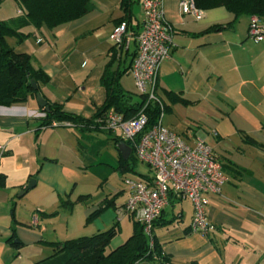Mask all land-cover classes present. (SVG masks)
Here are the masks:
<instances>
[{
    "label": "crops",
    "instance_id": "crops-1",
    "mask_svg": "<svg viewBox=\"0 0 264 264\" xmlns=\"http://www.w3.org/2000/svg\"><path fill=\"white\" fill-rule=\"evenodd\" d=\"M123 1L91 0L74 20L54 28L25 26L20 32L28 36L21 42L6 38L44 74L46 82L38 84L44 100L91 119L106 98L100 77L113 51L122 88L136 92L129 72L136 44L110 40L120 21L141 28L139 0L129 6ZM10 2L0 1L2 21L15 20L13 12L23 16ZM162 9L173 27L169 57L157 76L166 106L162 124L189 144H208L228 179L219 194L209 196L206 216L214 228L207 235L190 231L192 203L175 195L153 234L171 264H264V42L246 38L248 15L207 32L232 20L222 6L201 9L200 20L182 13L179 0H162ZM39 112L36 97L0 105V145L6 148L0 158V264H33L51 253L49 243L115 224L110 245H120L133 229L132 217L122 212L128 197L123 179L152 176L132 164L124 173L118 168L121 160H136L132 151L124 159L118 150L119 130L41 127ZM31 179L34 186L20 194Z\"/></svg>",
    "mask_w": 264,
    "mask_h": 264
},
{
    "label": "built area",
    "instance_id": "built-area-1",
    "mask_svg": "<svg viewBox=\"0 0 264 264\" xmlns=\"http://www.w3.org/2000/svg\"><path fill=\"white\" fill-rule=\"evenodd\" d=\"M139 3L143 13L140 30L134 34L121 22L114 27L110 40L122 47L135 42L136 55L129 72L136 92L145 96L144 104L131 119L123 120L120 114L110 109L97 119V123L102 130H119L120 139L131 147L136 161L147 165L152 172L146 181L123 179L128 197L122 210L143 225L151 246L153 223L161 216L171 195L191 201L190 231L207 235L213 230L206 216V207L209 196L220 193L228 175L203 140L197 139L189 144L179 134L163 126L164 102L157 92V76L162 61L169 57L173 27L164 17L162 0H139ZM179 4L182 13L190 14L196 20L203 17V11L196 7L194 0H179ZM246 38L255 43L264 42V26L257 16L250 17ZM149 101L159 105L160 113L153 125L145 129L148 117L144 109ZM37 116L42 118L44 113L40 111ZM5 152V146L0 145V158ZM33 221L36 222V216Z\"/></svg>",
    "mask_w": 264,
    "mask_h": 264
},
{
    "label": "trees",
    "instance_id": "trees-1",
    "mask_svg": "<svg viewBox=\"0 0 264 264\" xmlns=\"http://www.w3.org/2000/svg\"><path fill=\"white\" fill-rule=\"evenodd\" d=\"M14 1L17 8L22 10L23 16L9 22L0 20V105L23 102L28 97H36V94L39 93L38 84L46 82L44 74L32 67L30 56L15 52L7 43L6 38L14 37L17 42H21L28 36V34L20 32V29L25 26L54 28L74 20L86 12L87 5L91 0ZM130 3V0L123 1L124 6H129ZM194 3L199 9L222 6L233 15L231 21L214 24L207 28V32L227 29L242 15L257 16L264 22V0H194ZM121 22H124L128 29L136 34L137 31L131 27L129 21L123 20L119 24ZM135 55L136 49L133 58ZM115 62H117L116 52L113 51L100 77V83L106 90V98L91 119H83L66 113L59 105L45 100L47 110L44 107L40 108V111L44 113V117L40 118V126H51L53 122H56L57 125H63L67 122L81 129L96 128L102 130L97 119L110 109L120 114L123 120L136 116L144 104L145 96L137 92L129 93L122 88L120 83L122 72L112 68ZM31 79L37 84L36 90L31 87ZM165 109L164 104V113ZM144 110L148 117L145 129H148L158 118L160 107L157 103L149 101ZM115 140L117 142L122 141L121 139ZM130 165L129 159L121 160L118 168L124 173L132 170ZM105 206L108 204L106 203ZM104 207L100 206L92 216L97 215ZM157 220L153 223V228L158 222ZM117 233L115 224L106 231H98L90 235L66 239L62 242L49 243L52 247L51 253L33 264H138L142 262L164 264L168 262L167 256L163 255L160 245L155 239L153 229L151 246L149 244L150 238L144 232L143 225L135 220H133L131 235L120 245L111 247L110 243ZM13 245L18 248L21 243L17 241Z\"/></svg>",
    "mask_w": 264,
    "mask_h": 264
},
{
    "label": "water",
    "instance_id": "water-1",
    "mask_svg": "<svg viewBox=\"0 0 264 264\" xmlns=\"http://www.w3.org/2000/svg\"><path fill=\"white\" fill-rule=\"evenodd\" d=\"M31 82V87L36 90L37 89V84L33 81V79L30 80ZM36 101L38 104V107L42 108L44 107L47 110V107L45 105V100L41 97V95L39 93L36 94ZM118 150L121 152V155L124 159H127L128 156L131 153V147L124 143V142H119L118 144ZM35 184V181L33 179L29 180L27 186L25 187V189L23 191L20 192V194H22L24 191L32 188Z\"/></svg>",
    "mask_w": 264,
    "mask_h": 264
},
{
    "label": "rangeland",
    "instance_id": "rangeland-1",
    "mask_svg": "<svg viewBox=\"0 0 264 264\" xmlns=\"http://www.w3.org/2000/svg\"><path fill=\"white\" fill-rule=\"evenodd\" d=\"M7 1L10 2L11 0H7ZM12 14H13L14 19H17L19 17V15L14 13V12ZM134 89H135V87H134ZM129 162L132 164V166H138L139 172H141L143 175H150V173L152 174V172L149 170V167L147 165L140 163V162L134 160L133 158ZM138 264H148V263L142 262V263H138Z\"/></svg>",
    "mask_w": 264,
    "mask_h": 264
}]
</instances>
